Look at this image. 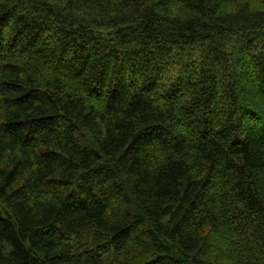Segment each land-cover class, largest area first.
<instances>
[{"label": "trees", "instance_id": "16d2710c", "mask_svg": "<svg viewBox=\"0 0 264 264\" xmlns=\"http://www.w3.org/2000/svg\"><path fill=\"white\" fill-rule=\"evenodd\" d=\"M0 264H264V0H0Z\"/></svg>", "mask_w": 264, "mask_h": 264}]
</instances>
